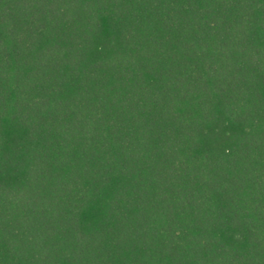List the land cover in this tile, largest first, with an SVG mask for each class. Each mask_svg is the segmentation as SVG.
I'll list each match as a JSON object with an SVG mask.
<instances>
[{"label":"trees","instance_id":"1","mask_svg":"<svg viewBox=\"0 0 264 264\" xmlns=\"http://www.w3.org/2000/svg\"><path fill=\"white\" fill-rule=\"evenodd\" d=\"M0 264H264V0H0Z\"/></svg>","mask_w":264,"mask_h":264}]
</instances>
